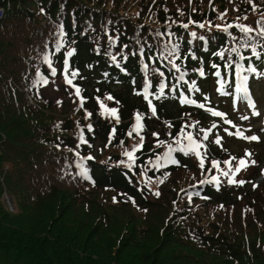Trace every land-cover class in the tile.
<instances>
[{"label": "trees", "instance_id": "1", "mask_svg": "<svg viewBox=\"0 0 264 264\" xmlns=\"http://www.w3.org/2000/svg\"><path fill=\"white\" fill-rule=\"evenodd\" d=\"M27 2L0 0V251L15 250L29 264H264V182L249 187L262 160L255 157L242 174L248 184L224 183L216 191L200 183L209 166L201 169L175 139L189 120L208 124L180 102L181 92L198 97L199 91H190L192 81L208 90L221 77L229 81L235 75L234 66L224 67L229 59L264 71V55L256 59L241 47L239 55L250 59L240 61L231 53L239 46L232 39L242 35L238 28L228 30L231 36L222 30L230 23L258 30L264 0H253L256 11L248 0H43V24L35 33L28 28L30 12L20 7ZM58 43L63 47L56 51ZM173 44L179 58L169 55ZM221 51L224 59L216 55ZM45 55L63 75L68 61L73 84L63 80L64 87L71 102L83 98V106L67 109L69 98L52 102L40 96L42 85L34 81ZM214 63L221 77L214 75ZM149 82L151 105L143 95ZM101 104L116 108L119 122ZM137 113L139 135L133 131ZM141 137L143 146L128 168L132 162L124 152ZM169 145L178 163L156 167ZM211 149L221 159L230 154ZM81 163L90 179L80 175ZM187 186L191 200L180 192ZM3 193L14 201L15 214L5 209Z\"/></svg>", "mask_w": 264, "mask_h": 264}, {"label": "snow or ice", "instance_id": "2", "mask_svg": "<svg viewBox=\"0 0 264 264\" xmlns=\"http://www.w3.org/2000/svg\"><path fill=\"white\" fill-rule=\"evenodd\" d=\"M153 2H155V0H153ZM249 4L252 6V10L256 11L257 10V6L253 3V0H248ZM167 10V9H165ZM238 11V9H235ZM137 15H139V13H137ZM224 15H226V11L225 13H221L220 14V18L222 19L224 17ZM244 19H247V16L244 17ZM262 21H264V14H262L261 16V20L257 21V24H260V28L257 30L249 25H245V24H226L223 26V31L228 32L229 29L235 27L238 28L240 33L242 34L239 38L237 37H232V39L234 40H238L239 41V46L238 47H232L230 49L231 53H236L239 57L240 61L246 60V59H250L248 57L239 55L240 53V48H250L252 51V55L254 57H256V59H260L262 55H264V52L258 51V47L261 49H264V23H261ZM185 29L188 28V24H183L182 25ZM199 27L203 28L204 24H200ZM215 27L217 28H221V25H215ZM253 33H255V35H253ZM229 36H231V33L228 32ZM192 37H196V33L193 32L191 33ZM63 47V45L61 43H58L56 45V51H59L60 48ZM127 47V46H125ZM74 51V50H73ZM141 55H143V49L140 50ZM73 52L69 51L67 53V56H72ZM179 45L178 44H173L172 45V49L171 52L169 53V55L175 56L176 58H179ZM216 55H219L221 57V59H224L225 53L223 51L216 53ZM167 58V57H165ZM195 58V57H193ZM124 59H127V57H124ZM44 62L48 65V68L50 69V73L52 76L56 75V68L53 67V62L52 60L49 58L48 55H45L43 57ZM112 60L116 61V57L112 56ZM169 63L172 64V67L175 68L177 71H179V65L175 64L174 61H169ZM234 66L235 68V77L237 80V83L235 85V93L238 94L237 95V99L240 101H246L248 103L249 107L255 108V102L252 100L251 98V93H250V89H249V78L250 76H254L255 78H264V71H258L257 67L249 64V66L247 68L244 67V65L242 63H238L235 61H232L231 59H229L224 67L226 69H232ZM147 65H145V69H147ZM212 68L216 69L214 75L217 77H221V72L219 70L220 66L218 64H212L211 65ZM155 71H157L159 73L160 76H163L164 73L163 72H159L158 69H156ZM199 76L204 77L205 76V71L203 69V67H201L199 70ZM247 73V74H245ZM37 77L38 79L34 81L35 85H47L49 83V80L47 79V77L41 75V73L38 71L37 72ZM64 75H65V79L66 82L69 85L73 84V80L68 78L69 73H68V61L65 60L64 61ZM77 75L76 72H72L71 76L75 77ZM185 75L186 73H181L178 77L179 81H184L185 80ZM195 81H192V83L189 85V87L191 89H194L195 91H199L198 88L195 87ZM219 89L218 91H220L223 95H229L230 93L225 92V85L228 84V80L221 77L220 81H219ZM151 86L150 82L145 84L144 87V91H143V95L144 98L146 100H148V103L151 105V100L148 99L149 97V93H148V88ZM166 87V85L164 83H161L159 88H160V96H163L164 94V88ZM176 86H174L175 89ZM229 87H231V85L229 84ZM80 89L77 87L76 88V95L80 96ZM140 94V93H137ZM160 96H157L156 98L159 99ZM108 99H112L111 96L108 97ZM180 102L182 104H192L195 105L197 103L196 100L193 99H189L188 97L184 96L183 92H181L180 94ZM81 106H83V98L81 99ZM199 108H204L205 104L201 103L198 105ZM101 108H104L105 111L107 112V114L113 116L116 118L117 122H119V116L117 115V109L116 108H111V109H107L105 105L101 104ZM209 112L212 113L213 116L216 117H223L225 116V113L220 112V111H216L212 108L208 109ZM152 114L156 115V109L155 107L152 108ZM88 116H91L92 113H87ZM253 115H260L259 112H253ZM242 120H248L249 117L247 116H242L241 117ZM142 120V115L140 113L136 114V124L133 128V131L139 135V133L143 130V124L141 123ZM198 123V122H196ZM226 123L228 124H232L231 120H226ZM195 123L193 125H190L189 127H195ZM216 127V125H213V128ZM235 127V126H234ZM89 130H91L92 126L88 125ZM264 130V129H262ZM201 132H203V140L207 141L209 139V133L211 132V129L208 130H204V129H200ZM113 132H115V129H113ZM225 132H228V135H235L237 137H240L242 139L245 140H250V141H258L260 138L257 135H251V136H247L244 134V131H242L240 128H237L236 131L230 132L228 131V129H225ZM133 133L129 132L128 135L131 136ZM181 134L182 136L188 141V143L186 145H183L180 148V151L184 152L185 154H189V153H194L198 158H199V166L201 169L204 168V163H205V154H202V152L200 151V149L202 147H204V145L200 142H198L196 139H194L192 132H185L184 129H181ZM153 135H158L157 133H153ZM81 142L82 143H87L86 140H84L83 136L80 137ZM179 142V141H178ZM122 143V142H121ZM160 143H163V141H160ZM215 144L219 145L221 143V137L217 136L215 141ZM143 146V137H141V143L137 146H134L132 151H125L124 155L128 158L129 161H131L132 163H128L127 167L128 168H132L133 164L135 163V159L136 157L134 156V152L139 148ZM176 149H173L171 145L168 146V151L164 154L163 160L164 163H160L161 157H157L156 158V167H164L166 166L168 163H172V164H176L178 163V161H176L175 159H173L172 157V153L175 151ZM77 155H79L77 153ZM246 156H251L250 152H246ZM88 159H92V157H88ZM232 160H236L235 157H232L230 160H225L223 163L228 165V169L224 170L220 168V161L218 160H212V167L216 168L217 171H219L221 173V175L228 177V183L229 184H235V183H240L243 184L244 181L240 180L237 181L234 177L237 175V173H239L242 169L246 168L248 166V161L245 158H240L238 161V164L235 166V168H233L232 166ZM121 163H124L123 161H121ZM252 164H255V161H251ZM80 168H81V172L80 175L83 176L85 179H90V177L88 176V169L85 168L83 166V163L80 164ZM211 169H209L210 171ZM215 181L217 184H219V177L218 176H212L211 177V181H207V180H202L200 181L201 184L203 183H208V182H212ZM161 183H163V181H160ZM155 195L159 196L160 193L157 191L155 193ZM114 202H115V198ZM189 200H191V194L189 195ZM134 203V201H133ZM143 211H147V209H143Z\"/></svg>", "mask_w": 264, "mask_h": 264}, {"label": "rangeland", "instance_id": "3", "mask_svg": "<svg viewBox=\"0 0 264 264\" xmlns=\"http://www.w3.org/2000/svg\"><path fill=\"white\" fill-rule=\"evenodd\" d=\"M28 2L26 4H22V6L20 7H26V8H21V9H26L27 11L30 12V16L28 18V28L31 32H38L37 30H39V26L42 25V17L44 15L43 13V8H44V4H43V0H30L31 2H29V0H27ZM9 7L11 8V4L9 5ZM40 31V30H39ZM56 68L57 72L55 76H52L50 73V69L48 68L47 64H43L42 66L39 67V72L41 73V75L47 77V79L49 80V83L47 85H42L40 87V96H42L43 98L49 100V101H54V102H59V101H66L67 98H69L67 100V109H74L75 107L78 108L80 107L79 103H73L71 102V96L69 95V91L67 89H65L64 87V82L63 80L65 79V76L61 73V71L58 69V66H53ZM48 76H51L50 78ZM261 83H259L258 85H262L264 83V78H262L261 80H258ZM71 99V100H70ZM70 100V101H69ZM70 103V104H68ZM227 101H224V104H226ZM70 105H72V107H70ZM67 112V110H65ZM70 111V110H69ZM231 115L232 112L230 111ZM241 113H244V111H241ZM79 114V113H77ZM99 116V114H96V117ZM79 117V116H78ZM86 119V117H85ZM91 123H97V118H92ZM260 132V131H259ZM261 133V132H260ZM262 140H261V146L260 148H258L257 146H253L250 145L254 152H255V156H259V158L261 160L264 159V157H262L264 155V133L261 134ZM223 143L227 144L226 148L232 152V153H238L241 154V150H243V148L248 147L247 145L238 143L237 141L233 140V139H228L226 137H223ZM99 142L96 143V147L98 146ZM231 145H235V149L231 148ZM258 181H260V179H258ZM147 187V186H146ZM190 188V186H187L184 190L180 191H187V193L189 192L188 189ZM151 190V186L148 184V191L147 193H149V191ZM172 191V190H171ZM146 193V197H148V194ZM150 196L153 197L151 195L150 192ZM12 204L15 206L14 201L11 200ZM4 203L5 209L7 210V212H9V214H15L17 212V210H10L8 208V205ZM164 217V216H163ZM167 216H165L166 218ZM0 264H29L28 259L25 256L22 257H17L16 251L15 250H8V251H0Z\"/></svg>", "mask_w": 264, "mask_h": 264}, {"label": "built area", "instance_id": "4", "mask_svg": "<svg viewBox=\"0 0 264 264\" xmlns=\"http://www.w3.org/2000/svg\"><path fill=\"white\" fill-rule=\"evenodd\" d=\"M2 15H3V12H2V10L0 9V19H1ZM7 204L10 206L9 201H7Z\"/></svg>", "mask_w": 264, "mask_h": 264}]
</instances>
